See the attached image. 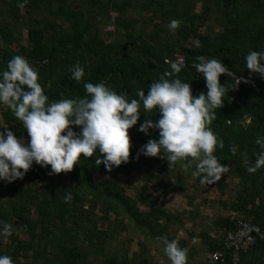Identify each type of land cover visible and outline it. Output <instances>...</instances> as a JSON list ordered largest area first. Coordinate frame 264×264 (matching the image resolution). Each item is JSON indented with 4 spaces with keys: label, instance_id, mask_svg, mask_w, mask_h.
Masks as SVG:
<instances>
[{
    "label": "trees",
    "instance_id": "obj_1",
    "mask_svg": "<svg viewBox=\"0 0 264 264\" xmlns=\"http://www.w3.org/2000/svg\"><path fill=\"white\" fill-rule=\"evenodd\" d=\"M173 18L182 21L174 32L168 27ZM111 26L114 31L107 30ZM250 49H264V0H29L23 8L19 0H0V70L14 55L25 56L38 69L50 102L84 97V81H103L129 99H139L137 90L144 88L147 94L152 81L171 71V62L180 56L184 67L169 78L179 76L191 83L194 95L207 92L205 78L194 67L201 54L229 67L233 75L221 74L222 84L231 87L238 76L253 80L229 88L223 106L214 110L217 115L210 127L224 141L214 154L229 165L221 179L202 183L192 175L194 163L185 167L192 157L172 167L162 154H141L137 159L140 145L159 136L157 129L140 131L139 124L161 115L156 109H141L137 125L129 129L128 162L109 171L95 163L96 155H102L97 149L92 157L82 154L69 171V181L68 171L43 179L27 172L0 187V220L13 226L10 237L0 236V254L10 255L15 264H160L154 263L151 248L164 249L158 237L174 239L170 233L181 222L179 215L164 208L160 195L163 199L171 193L185 196V181L194 178L221 195L229 191V183L238 182L234 198L221 200V207L233 216L217 219L214 230L219 235L207 230L190 234L192 239L201 238L206 252L196 264H205L217 251L224 252V260L216 264H264V238L245 248L237 263L233 251L226 248L227 236L241 221L257 225L264 235V167L250 173L245 162L256 160L261 150L256 137L264 135V76L247 69ZM77 61L85 69L81 81L73 79L69 70ZM0 114V126H8L17 137H28L7 105L0 103ZM72 127L79 131V126ZM43 168L51 170L50 165ZM136 170L144 171L147 184L132 198L120 177ZM65 189L73 194L70 202L63 199ZM3 196L7 199L1 200ZM193 199L189 198L190 205ZM123 232L125 243L119 240ZM133 234L141 236V249L131 256L127 247ZM178 242L187 248L188 241ZM189 254L187 264H193L194 249Z\"/></svg>",
    "mask_w": 264,
    "mask_h": 264
},
{
    "label": "clouds",
    "instance_id": "obj_2",
    "mask_svg": "<svg viewBox=\"0 0 264 264\" xmlns=\"http://www.w3.org/2000/svg\"><path fill=\"white\" fill-rule=\"evenodd\" d=\"M29 0H19L23 8ZM182 23L173 18L168 27L175 31ZM180 61L171 62V71L165 70L158 79L137 90L139 99H129L124 92H117L105 82L84 81L87 95L84 97H65L49 101L39 82V72L29 60L20 54L7 61V67L0 70V103L7 105L27 130L28 137H17L8 127L0 126V180L13 182L23 178L33 163L43 167L51 166L49 175L71 171L82 154L92 157L110 171L130 159L131 138L129 129L137 125L140 110L147 112L156 109L161 115L155 121L145 119L139 130L148 133L157 129L158 138H150L141 145L136 154L146 156L163 155L172 167L177 161L192 157L188 165L195 164L193 176L201 182L213 183L228 173L229 165L221 163L214 154L217 145L223 148L224 141L210 127L221 108L229 88L235 89L246 82L238 76L229 87L220 82V75L227 74L229 67L222 60L207 55H198L194 67L205 78L207 92L194 95L192 85L176 76L184 67ZM247 69L264 76V49H250L245 57ZM73 79L81 81L85 74L79 61L69 69ZM72 126H79V131ZM260 146L254 162L248 164L247 171L256 172L264 167V135L256 137ZM233 152L236 148L233 147ZM246 155V154H245ZM23 170V171H22ZM65 201L73 199L71 191L65 189ZM13 233L12 224L0 220V236L5 239ZM163 241L164 251L171 264H187L188 249L179 246L176 239L167 235L158 237ZM0 264H15L8 254H0Z\"/></svg>",
    "mask_w": 264,
    "mask_h": 264
},
{
    "label": "rangeland",
    "instance_id": "obj_3",
    "mask_svg": "<svg viewBox=\"0 0 264 264\" xmlns=\"http://www.w3.org/2000/svg\"><path fill=\"white\" fill-rule=\"evenodd\" d=\"M107 30L114 31V27L111 26ZM24 38L27 39V32H24ZM1 121L2 119L0 114V122ZM132 140L135 144H137V140L135 138H132ZM65 179L67 181L70 180L69 171L65 174ZM120 180L121 186L125 189L126 195L132 198H134L139 190L147 184L144 180L143 170H136L129 177L121 176ZM170 183L175 184V180L171 179ZM237 183V181L229 183V191L226 195H221L217 188L211 185L199 184L196 179L192 178L185 181V196L180 193H171L166 199H163L162 195H160L164 208L168 212L181 217L180 224L175 227L173 231H171L170 236H173L176 240H185V242L188 241V256H190V250L194 249L195 251L193 264H196L199 260L204 259L206 252L204 251V246L201 244V238L192 239L190 234H200L202 230H207L212 236L219 235V233H216L214 230L217 219L219 217L233 216L231 211L224 210L221 207V200L231 201L234 198V190L237 187ZM4 185L5 181L0 180V187ZM155 196L159 195L155 194ZM188 197L194 198L191 205ZM4 199H7V197H1V200ZM140 210L144 211L145 208L140 207ZM97 214H100V212H97ZM102 227L103 226L101 225L100 228ZM140 237L137 234H133L131 237L133 238V242L127 247L131 256L134 253L139 252L141 249L138 244ZM119 240L120 242L125 243L127 240V234L123 232ZM157 248H159L158 245L151 248L152 255L154 256V263L171 264L164 249L160 247V251H157L159 250Z\"/></svg>",
    "mask_w": 264,
    "mask_h": 264
},
{
    "label": "built area",
    "instance_id": "obj_4",
    "mask_svg": "<svg viewBox=\"0 0 264 264\" xmlns=\"http://www.w3.org/2000/svg\"><path fill=\"white\" fill-rule=\"evenodd\" d=\"M183 58L182 56L178 57V61ZM184 58L182 63H184ZM233 75L232 73L228 72ZM245 82V81H244ZM246 83H253L251 77L246 79ZM23 171V170H22ZM28 173L34 174L39 178H47L49 176V171L44 169L42 166L37 163H33L32 167L27 171ZM264 238L261 229L250 222L241 221L239 227L236 231L231 232L226 238V248L233 251V261L238 262L240 253L247 247L254 245L258 240ZM224 260V252L217 251L208 256L205 261V264H216L219 261Z\"/></svg>",
    "mask_w": 264,
    "mask_h": 264
}]
</instances>
